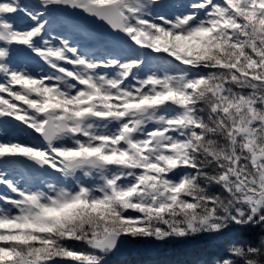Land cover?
<instances>
[{
    "label": "snow or ice",
    "instance_id": "obj_1",
    "mask_svg": "<svg viewBox=\"0 0 264 264\" xmlns=\"http://www.w3.org/2000/svg\"><path fill=\"white\" fill-rule=\"evenodd\" d=\"M194 242L264 264V0H0V264Z\"/></svg>",
    "mask_w": 264,
    "mask_h": 264
},
{
    "label": "trees",
    "instance_id": "obj_2",
    "mask_svg": "<svg viewBox=\"0 0 264 264\" xmlns=\"http://www.w3.org/2000/svg\"><path fill=\"white\" fill-rule=\"evenodd\" d=\"M146 245V250L134 256L117 259L125 264H176L177 261L190 262L195 260L202 251L204 242L177 245Z\"/></svg>",
    "mask_w": 264,
    "mask_h": 264
},
{
    "label": "water",
    "instance_id": "obj_3",
    "mask_svg": "<svg viewBox=\"0 0 264 264\" xmlns=\"http://www.w3.org/2000/svg\"><path fill=\"white\" fill-rule=\"evenodd\" d=\"M142 247H143V244H137V243H135V244H130V245L126 248V250H125V252L123 253V255H121V256L118 257V258H123V257H125L128 253H130V252H132V251H138V250L142 249Z\"/></svg>",
    "mask_w": 264,
    "mask_h": 264
}]
</instances>
